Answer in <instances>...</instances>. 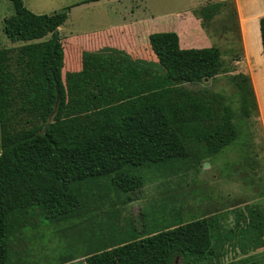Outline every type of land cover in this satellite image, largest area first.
<instances>
[{
  "label": "trees",
  "instance_id": "trees-1",
  "mask_svg": "<svg viewBox=\"0 0 264 264\" xmlns=\"http://www.w3.org/2000/svg\"><path fill=\"white\" fill-rule=\"evenodd\" d=\"M10 2L14 13L4 19L3 33L12 43H24L18 52L26 76L17 90L7 71V53L0 48V264H11L10 236L33 211L47 221H64L81 210L75 184L110 177L117 190L129 193L143 183L136 168L187 160V145L200 146L210 156L234 141V112L224 97L183 86L215 78L218 49L182 48L175 32L150 34L152 56L174 85L165 86L157 76L155 90L133 96L134 70L119 52L110 51L115 63L90 56L79 60L81 68L75 58L69 62L58 32L66 10L37 15L23 0ZM259 29L264 57V17ZM230 82L241 115L250 118L257 107L249 78L237 74ZM16 98L20 106L15 111L26 115L21 120L25 126L18 122L17 129L11 112ZM249 214L247 233L261 231L263 213L253 208ZM212 245L210 223L198 220L132 236L85 257L84 264H177V259L202 260Z\"/></svg>",
  "mask_w": 264,
  "mask_h": 264
},
{
  "label": "rangeland",
  "instance_id": "rangeland-1",
  "mask_svg": "<svg viewBox=\"0 0 264 264\" xmlns=\"http://www.w3.org/2000/svg\"><path fill=\"white\" fill-rule=\"evenodd\" d=\"M214 1L204 0L198 5L200 0H23V4L37 15L67 11V19L59 27V38L69 62L75 58L81 68L79 60L83 56L110 58L115 63V53L107 48L119 49V44L129 42L126 29L135 22H148L155 32H175L181 26L182 42L193 44L191 48L210 47L218 40L197 33L194 21H180L186 11L199 13ZM13 13L10 0H0V48L7 53V71L18 90L26 76L18 52L24 43H12L3 33L4 19ZM218 22L216 18L211 27ZM223 41L217 46L222 52L226 46ZM118 56L130 61L121 51ZM134 63L157 76L165 75L155 62ZM229 79L230 76L219 75L214 80L183 86L208 96L215 93L224 97V103L234 112L237 132L231 144L210 156L204 155L200 146L187 145L191 154L187 160L136 168L143 183L129 193L117 190L110 177L75 184L83 204L81 210L64 221H47L39 210L33 211L24 220V227L10 236L11 264H84L81 260L85 257L125 243L132 236L142 238L198 220H206L212 227L211 252L202 260L177 259V264H264V217L258 227L261 231L247 233L249 211L264 210L263 143L253 118L241 115ZM12 104L11 112L16 115L13 126H25L21 120L26 115L15 111L20 101L16 98ZM249 189L253 194L248 196ZM255 214L259 222L260 214ZM232 231V238L227 239Z\"/></svg>",
  "mask_w": 264,
  "mask_h": 264
},
{
  "label": "crops",
  "instance_id": "crops-1",
  "mask_svg": "<svg viewBox=\"0 0 264 264\" xmlns=\"http://www.w3.org/2000/svg\"><path fill=\"white\" fill-rule=\"evenodd\" d=\"M203 1L200 0L198 5ZM262 17H264V0H215L211 4L205 5L199 13L193 14L192 11H186L180 22L186 24L194 21L197 25V33H200L206 39L214 38L218 40V42L210 44V47L219 51V72L212 80L219 75H227L231 79L237 74H243L249 78L257 107L256 113L250 118H253L257 125L264 149V57L262 55L259 29V22ZM216 18L219 22L213 23L214 25L211 27ZM126 31L131 37L130 41L119 44L117 46L119 49L107 48V50L121 51L128 56L131 72L134 70L132 78L137 88L133 96L146 94L155 90L157 74L142 69L134 61L142 60L156 63L148 43V36L156 33V30L152 29L148 22L143 24L135 22V24L129 25ZM174 31L179 37L180 46L191 48L190 45L193 44L182 42V39H180L182 35L181 26L180 29H174ZM222 40L226 44L223 52L217 47ZM131 55L135 58H132ZM223 58H228V63L224 62ZM159 77L165 81V86L174 85L167 80L165 75ZM247 193H249L248 196L253 194L250 189ZM256 200H252V202H256ZM260 211L264 214L263 209H260ZM81 261H84V259Z\"/></svg>",
  "mask_w": 264,
  "mask_h": 264
},
{
  "label": "water",
  "instance_id": "water-1",
  "mask_svg": "<svg viewBox=\"0 0 264 264\" xmlns=\"http://www.w3.org/2000/svg\"><path fill=\"white\" fill-rule=\"evenodd\" d=\"M55 45H56V44H55ZM205 81H207V80L205 79ZM57 100H58V97H57ZM56 106H57V102H56V104H55V107H54L53 112H52L51 115L49 116V121L51 120L52 116L54 115V113H55V111H56ZM47 127H48V124H46V126L44 127V129H46Z\"/></svg>",
  "mask_w": 264,
  "mask_h": 264
}]
</instances>
